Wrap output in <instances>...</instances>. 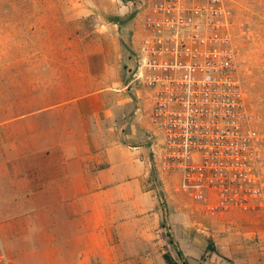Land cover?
I'll list each match as a JSON object with an SVG mask.
<instances>
[{"label":"crops","instance_id":"1","mask_svg":"<svg viewBox=\"0 0 264 264\" xmlns=\"http://www.w3.org/2000/svg\"><path fill=\"white\" fill-rule=\"evenodd\" d=\"M81 48L85 55L66 61H0L6 254L11 264H167L143 249L156 237L142 219L153 201L144 181L154 142L137 112L135 57L125 49L113 57L107 44ZM113 59L125 69L114 82ZM114 86L120 93L111 92ZM47 132L54 133L49 145Z\"/></svg>","mask_w":264,"mask_h":264},{"label":"built area","instance_id":"2","mask_svg":"<svg viewBox=\"0 0 264 264\" xmlns=\"http://www.w3.org/2000/svg\"><path fill=\"white\" fill-rule=\"evenodd\" d=\"M232 2L125 1L142 18L132 84L147 91L154 167L211 212L264 204V133L239 70ZM0 264H11L1 234Z\"/></svg>","mask_w":264,"mask_h":264},{"label":"rangeland","instance_id":"3","mask_svg":"<svg viewBox=\"0 0 264 264\" xmlns=\"http://www.w3.org/2000/svg\"><path fill=\"white\" fill-rule=\"evenodd\" d=\"M125 1L0 0V61L24 57L66 61L85 55L81 47L97 51L104 44L110 45L113 57L125 49L134 58L142 18L136 6ZM231 6L240 74L264 133V0H233ZM111 65L114 82L125 69H117L114 59ZM133 85L141 91L137 97L142 113L138 115L147 120V91ZM111 92L120 93L117 86ZM69 134L63 133L64 139ZM46 136L48 145L52 144L54 133L47 132ZM0 141L5 142L6 136ZM144 190L153 201L143 211L142 219L156 236L143 245L144 250L163 257L170 254L181 264L169 236L173 234L189 264H264V204L255 210L208 211L179 190L176 175L162 174L154 166L148 169ZM210 246L215 250H208Z\"/></svg>","mask_w":264,"mask_h":264},{"label":"trees","instance_id":"4","mask_svg":"<svg viewBox=\"0 0 264 264\" xmlns=\"http://www.w3.org/2000/svg\"><path fill=\"white\" fill-rule=\"evenodd\" d=\"M171 243L174 244V240L173 239H171ZM208 250L214 251L215 249L210 246V247H208ZM177 254H178V257L180 258L181 264H189L188 260L184 257L182 251L177 249ZM164 259H165L167 264H180L170 254L165 255Z\"/></svg>","mask_w":264,"mask_h":264}]
</instances>
